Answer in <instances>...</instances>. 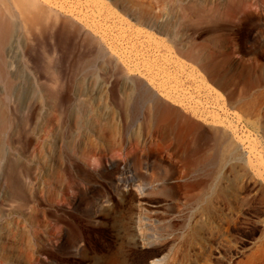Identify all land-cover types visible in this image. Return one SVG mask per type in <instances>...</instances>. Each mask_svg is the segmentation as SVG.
<instances>
[{
    "label": "rangeland",
    "instance_id": "374dc122",
    "mask_svg": "<svg viewBox=\"0 0 264 264\" xmlns=\"http://www.w3.org/2000/svg\"><path fill=\"white\" fill-rule=\"evenodd\" d=\"M240 1L42 0L56 11L33 28L13 0L1 6L15 78L8 92L0 82V264H90L93 245L118 251L120 264H264V127L224 106L229 82L255 99L263 70L234 53L243 34L203 21ZM209 111L223 115L235 149L224 156L213 132L187 167L196 178L182 173L172 195L164 180L186 147L177 120L189 122L192 143L214 125ZM141 192L158 220L143 221L134 247L125 230L137 224L122 210ZM210 199L216 225L202 254L187 238Z\"/></svg>",
    "mask_w": 264,
    "mask_h": 264
},
{
    "label": "bare ground",
    "instance_id": "6f19581e",
    "mask_svg": "<svg viewBox=\"0 0 264 264\" xmlns=\"http://www.w3.org/2000/svg\"><path fill=\"white\" fill-rule=\"evenodd\" d=\"M13 1L17 5V7L19 8L20 15H21V10H22L23 16L27 20V24H29V26H31L32 28L40 26L42 24V22H44L46 15L49 14V16H51L52 15L51 12L56 11L53 8H48L46 6L41 5L42 0H13ZM4 4L7 5V0H0V82L5 86V90L8 92V91H11L12 88L14 87V83H13L12 78H15V75H13V73L10 71V68H12L13 65L10 64L9 62H7L5 59V56L3 55V47H4V44L6 42L7 35L11 29V21L8 19L7 14L5 15L3 10L1 9V6ZM225 11H227V13L225 15L220 13L219 11H217L218 14L214 18H211V19L206 18V15L203 14V16H205V19H203V21H206L212 25L211 28H209V30L212 33H218L219 34V33H223L226 29H229V31H231L233 34L234 33L239 34V35L243 34V40L241 41V44H240V50L235 51L234 53H238L242 59H244L248 56L252 58L251 60H253L254 63L247 65L248 66L247 68L250 69V71L257 69L258 67L262 68L263 77L259 81V83L262 85L264 83V63L261 62L260 66L256 65V63L259 64L260 60L264 61V36L262 35V32H263L262 29H264V1H261V0H255V1L241 0L237 5H233V4L229 5ZM6 13H8V12L6 11ZM219 13L221 14V16ZM228 58L229 57L227 55L221 56L218 59V61H216V64H215L216 67L221 68L222 65L224 64V61H226ZM207 70L208 69L204 68L205 73L206 72L208 73ZM208 75H209V73H208ZM234 83L229 82L227 84V86H225L226 87L225 90L230 89V92H229V98L227 100L228 103H225L224 106H227V107L230 106L231 108L238 109V110L242 111L245 116L249 117V120L247 121L248 126L251 124H255L254 122L251 121V118L258 117L259 121L261 122L262 127H264V90L257 93V96L255 99H253V100L248 99L247 100L246 99L247 96H245V95H247L248 91H251V90L248 89L247 91H244V92H242V94L239 95L236 91L233 90ZM212 96H214V95H212ZM199 107H201V106H199ZM194 108H196V107H194ZM202 109H203V107L201 108V110ZM221 109H222V111H226V112L228 110V109H224L223 107ZM236 113H234V114L236 115ZM162 114H164V113H160L159 115H162ZM206 115L211 116V118L213 119L214 125L210 128H205L204 132L201 130L202 134L199 136H196V138L194 139V142H192V143L188 141V138H190V135H191V129L189 127V122L187 121V119L185 117L179 118L177 120V132H178L179 141L182 144H185L186 147H185V153H184L182 162L177 167H175L173 169V172L169 176H167V178H165V180H164L165 185L168 186L172 195L178 194V192L180 191V189L182 187L181 181H185V177H184V175H182V173L186 174V177H187L186 180H188L190 177L196 178V176L188 174L187 167L191 163V160H192L193 156H195L197 151L199 149H201L208 142V140L211 139L213 132H215L214 134L218 135L221 138L224 156L228 152H231L232 150L235 149L234 143H237V141L230 134V132H229L230 128L227 129V126H226L227 123L225 121H223V118H222L223 115L221 116L218 112H212V111L206 112ZM159 117H161V116H159ZM239 127H241V126H239ZM238 138H240V137H238ZM250 152H249V154H250ZM256 153H258V152L256 151ZM254 156L255 155L253 154V157ZM260 156H262V154ZM252 158H251V160L254 161ZM261 159L264 160L263 157ZM118 167L119 166H117V169H118ZM235 172L238 173V171L236 169H235ZM179 173H180V176L176 177ZM239 174H240V172H239ZM239 174H237V175L239 176ZM251 179L253 180L255 178H251ZM145 180L148 181L149 179L145 178ZM254 182H255V180H254ZM255 183H258V182H255ZM252 185H254V184H252ZM241 189H242V187H241ZM149 190H151V189L148 188V191ZM228 191H229L228 187H222L219 189L218 194H219V196L224 198V197H226ZM146 198H147V195H145L144 192H141V194L139 196L132 197L131 201H127V199H126L124 202V209L122 210L123 212H125V211L128 212L130 219L133 222V224H137V226H132L131 228H127L125 230V231H127L126 233H127L128 238L131 235L134 236L135 239H133L132 242L128 241V244H131L134 247H138L140 245V239H144L143 236L141 235V230H140V228L143 224V221L145 220V221L149 222L151 218H154V220H158V218H156L157 216H155V217L152 216V212L146 206V205L151 206L150 203H148V201L146 200ZM204 211L208 215L207 220L205 219V221H203L199 225V227H196L193 230V232L189 234V236L187 238L188 245L194 246V247L196 245L199 246L200 249H202V254H206V251H208L207 249H210L209 247H210V245H212V244H210L209 240L205 239L203 233H204V231H207V230L212 231L214 229V226L216 225L213 223V220H212V214L214 211V204H213V201L211 199L206 202V204L204 206ZM125 215H126V213H125ZM125 215H122V218H126ZM54 221H55V223L60 224L62 222V219L60 218V216H55ZM117 222L118 221H116V223ZM176 222L177 221H174V223H172V226L176 225ZM64 225H66V224H64ZM226 229L228 230V228H226ZM128 230H129V233H128ZM228 232H229V230H228ZM59 233H57V235H60ZM62 235H64V234H62ZM160 244H162V243L158 242V243H153L151 245L152 246H158ZM55 248L57 250L60 249L59 247H55ZM192 251H191V253H192ZM187 255L190 256V254H187ZM84 256L86 258H90V264H120L118 251H115L111 247H108L107 249L104 250L101 248L98 249L97 246L93 245L90 247V249L84 250ZM153 263H155V264L159 263L160 264V262L157 260H154ZM252 263H250V264H252ZM35 264H36V262H35Z\"/></svg>",
    "mask_w": 264,
    "mask_h": 264
}]
</instances>
